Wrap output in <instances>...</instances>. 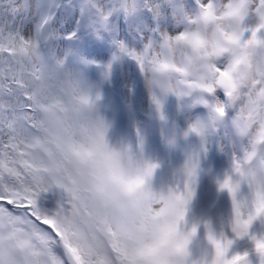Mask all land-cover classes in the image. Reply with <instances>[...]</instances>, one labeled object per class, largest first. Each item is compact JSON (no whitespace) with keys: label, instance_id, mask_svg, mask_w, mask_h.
<instances>
[{"label":"rangeland","instance_id":"1","mask_svg":"<svg viewBox=\"0 0 264 264\" xmlns=\"http://www.w3.org/2000/svg\"><path fill=\"white\" fill-rule=\"evenodd\" d=\"M226 2L0 0V32L33 43L49 66L59 67L63 74H71L79 82L95 108L94 114L109 125L108 144L126 145L137 160L154 166L148 181L153 193H183L189 181L188 171L194 170L192 196L182 222L183 230L190 233L183 264H213L215 248L209 236L234 241L229 257L262 255L252 237L264 239V213H256L258 194L264 189L260 179L264 175V143L253 146L254 134L239 133L235 125L238 104L227 106L229 116L223 121L215 118L218 101L227 103L222 88L208 93L182 85L179 91H162L154 72V62L163 54L167 40L194 30L203 5L212 4L219 10ZM257 23L256 16L250 15L243 27L251 29ZM213 30L214 26H210V32ZM249 35L246 31L243 38ZM258 35L264 38V31ZM231 58L232 54L226 52L217 63L224 67ZM193 127L199 132L192 131ZM233 139L242 142L245 157L253 153L252 159L242 165L243 174L235 169ZM16 163L11 154L8 160L0 155V168L5 172L14 173ZM226 179L237 185L234 194L221 188ZM216 180L218 184L212 189ZM65 198L63 189H55L40 202L41 215L54 213ZM237 209L242 219L255 217L249 234L241 238L232 231ZM8 211L17 221V230L26 232L33 246H39L43 239L51 244L58 264H66L64 255L72 264L66 249L53 240L49 230L26 213ZM11 231V226L0 227V238L11 250L14 264H23L20 250L11 248Z\"/></svg>","mask_w":264,"mask_h":264},{"label":"snow or ice","instance_id":"2","mask_svg":"<svg viewBox=\"0 0 264 264\" xmlns=\"http://www.w3.org/2000/svg\"><path fill=\"white\" fill-rule=\"evenodd\" d=\"M228 7L227 2L219 10L212 4L202 6L203 18L212 20L216 26L205 47L210 57L230 52L238 66L233 69L230 64L226 70L217 63L193 86L208 93L223 88L227 103H217L215 118L222 117L227 106L238 104L235 125L241 135L254 134L255 146L264 143V38L258 35L264 31V0L252 2L251 15L256 16L258 23L251 29L230 31L225 23ZM246 31L250 35L244 39ZM175 39L194 46L201 44L198 37L187 32ZM175 70L181 72L179 67ZM230 71L234 75L229 76ZM184 83L172 79L168 89L179 91ZM86 103L85 97L77 99L70 79L59 67L49 66L33 43L0 32V155L8 160L11 154L18 162L14 173L0 168V227H12L8 237L11 248L27 249L29 236L17 230V221L9 209L12 213L28 214L49 230L66 249L72 264H165L170 244L185 255L188 238L178 235V224L184 220L192 196L190 184L195 179L192 169L188 171L185 191L178 192L176 204L172 205L173 208L179 205L178 212L170 214L166 202L159 211L149 210L148 220L154 228L150 242L141 245L139 237L133 242L105 234L99 228L93 218L99 215V210L87 194L92 187L90 177L95 176L99 184H120L129 193L144 183V177L129 178L117 169L114 154L104 143L102 133L93 131L77 115L78 106ZM192 131L199 129L193 127ZM42 153L48 154V164L41 162ZM252 157L253 153H248L245 160ZM242 164L235 163L236 171L241 174ZM260 179L264 183V175ZM73 187L84 193L78 202L65 207L63 201L56 212L41 215L43 199L49 198L57 188ZM236 187L228 179L221 185L233 194ZM152 198L154 204L162 201L156 194ZM256 213H264V189L258 194ZM254 218L242 219L237 209L232 229L237 238L249 234ZM209 239L215 248L213 264H240L241 255L228 256L232 239L216 240L211 236ZM252 239L256 249L264 254V239ZM0 264H14L3 238H0Z\"/></svg>","mask_w":264,"mask_h":264},{"label":"clouds","instance_id":"3","mask_svg":"<svg viewBox=\"0 0 264 264\" xmlns=\"http://www.w3.org/2000/svg\"><path fill=\"white\" fill-rule=\"evenodd\" d=\"M253 0H227L229 5L228 15L225 23L230 31H239L242 29L245 20L252 14ZM210 26H216L212 20H206L201 16L195 21L194 30L187 31L190 35L199 38L201 44L194 46L185 41H177L175 38L166 41L164 44V52L157 57L154 62V72L158 86L162 91H167L168 82L172 79L183 80L188 89H202L199 86H193L195 82L207 72L208 69L214 68L218 60L225 54L215 57L207 55L206 44L210 34ZM168 64V68L163 65ZM235 69L237 65L236 57L232 55L231 61L224 66L228 69L229 65ZM179 67L181 72H177L175 67ZM229 76L234 75V71L228 73ZM70 79L72 85L76 90V97H85L86 104L78 106L77 115L86 123L93 131H99L103 135L104 143L107 148L114 154L115 164L117 169L126 177L136 178L144 177V183L136 188L135 191L126 192L122 185L117 183L99 184L95 176L90 177L92 187L88 191V196L95 202L99 215H93V218L98 221V226L105 234L120 237L129 241L136 242L139 237L141 245L150 242L151 233L154 228L148 220L149 210L159 211L160 208L168 204V211L174 214L180 210L179 205L175 208L172 205L176 204L177 191L169 190L162 193V201L160 204L153 203V193L148 186V181L151 175H147L149 171L151 174L154 166L146 162L137 160L126 145H119L116 147L110 146L106 140V132L108 130V123L103 117L95 115V108L89 101L87 95L82 90L78 81H76L71 74H65ZM223 89V88H222ZM99 97H97V100ZM41 162L43 164L49 163V156L47 153L41 154ZM65 207L78 202L80 197L84 195L78 188H68L64 190ZM56 212V211H55ZM183 222V221H182ZM182 222L178 224V235L188 238L190 233L183 230ZM53 240L59 242L58 238L53 235ZM51 244L41 239L39 246H33L29 237V246L27 249L20 250L19 254L23 256V264H58L51 253ZM5 249L9 251L5 246ZM184 253L177 252L174 245H168V252L165 264H183Z\"/></svg>","mask_w":264,"mask_h":264},{"label":"water","instance_id":"4","mask_svg":"<svg viewBox=\"0 0 264 264\" xmlns=\"http://www.w3.org/2000/svg\"><path fill=\"white\" fill-rule=\"evenodd\" d=\"M240 264H264V254L249 256L241 260Z\"/></svg>","mask_w":264,"mask_h":264},{"label":"bare ground","instance_id":"5","mask_svg":"<svg viewBox=\"0 0 264 264\" xmlns=\"http://www.w3.org/2000/svg\"><path fill=\"white\" fill-rule=\"evenodd\" d=\"M219 102V101H218ZM220 103V102H219Z\"/></svg>","mask_w":264,"mask_h":264}]
</instances>
